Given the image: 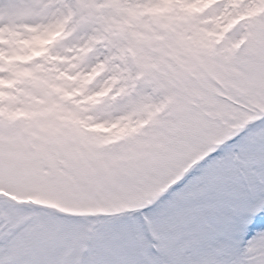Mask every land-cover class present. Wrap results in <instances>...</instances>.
I'll list each match as a JSON object with an SVG mask.
<instances>
[{
    "label": "snow or ice",
    "instance_id": "obj_1",
    "mask_svg": "<svg viewBox=\"0 0 264 264\" xmlns=\"http://www.w3.org/2000/svg\"><path fill=\"white\" fill-rule=\"evenodd\" d=\"M0 264H264V0H0Z\"/></svg>",
    "mask_w": 264,
    "mask_h": 264
}]
</instances>
